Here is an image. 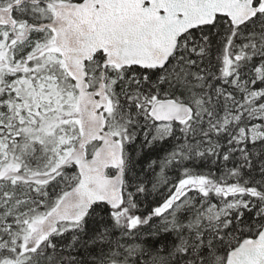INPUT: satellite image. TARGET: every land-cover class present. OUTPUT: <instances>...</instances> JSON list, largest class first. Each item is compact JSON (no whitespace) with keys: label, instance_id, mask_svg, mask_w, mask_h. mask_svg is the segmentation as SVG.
Returning <instances> with one entry per match:
<instances>
[{"label":"snow or ice","instance_id":"snow-or-ice-1","mask_svg":"<svg viewBox=\"0 0 264 264\" xmlns=\"http://www.w3.org/2000/svg\"><path fill=\"white\" fill-rule=\"evenodd\" d=\"M0 264H264V0H0Z\"/></svg>","mask_w":264,"mask_h":264}]
</instances>
